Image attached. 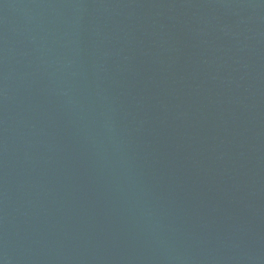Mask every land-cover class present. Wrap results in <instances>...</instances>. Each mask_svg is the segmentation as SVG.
Returning <instances> with one entry per match:
<instances>
[{
	"label": "water",
	"instance_id": "water-1",
	"mask_svg": "<svg viewBox=\"0 0 264 264\" xmlns=\"http://www.w3.org/2000/svg\"><path fill=\"white\" fill-rule=\"evenodd\" d=\"M0 264H264V0H0Z\"/></svg>",
	"mask_w": 264,
	"mask_h": 264
}]
</instances>
